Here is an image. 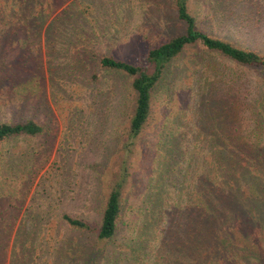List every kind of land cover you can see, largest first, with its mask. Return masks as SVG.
<instances>
[{
	"label": "rangeland",
	"instance_id": "obj_1",
	"mask_svg": "<svg viewBox=\"0 0 264 264\" xmlns=\"http://www.w3.org/2000/svg\"><path fill=\"white\" fill-rule=\"evenodd\" d=\"M187 4L201 31L264 56V0ZM184 32L172 0H0V124L43 128L0 144V264H186L177 222L201 197L191 184L209 182L206 137L226 113L232 134L263 132L264 147L254 114L264 71L187 44L154 86L150 116L126 153L131 78L100 64L145 66L155 42ZM124 164L116 233L99 242L94 231ZM162 206L165 226L151 217Z\"/></svg>",
	"mask_w": 264,
	"mask_h": 264
},
{
	"label": "trees",
	"instance_id": "obj_2",
	"mask_svg": "<svg viewBox=\"0 0 264 264\" xmlns=\"http://www.w3.org/2000/svg\"><path fill=\"white\" fill-rule=\"evenodd\" d=\"M188 0H172L176 18L185 27V32L171 38L155 42L147 51L145 66L124 62L114 57H103V68L120 71L131 78V90L134 94V107L129 119L128 141L124 148L129 153V146L141 133L150 116L152 91L162 77L166 66L181 52L187 44L201 43L208 50L228 58L233 62L264 71V56L242 50L232 44L211 37L197 26V19L189 9ZM221 104H224L221 103ZM226 104V103H225ZM228 113V111H226ZM250 114V113H249ZM255 127L264 131V102L259 110ZM244 117V116H243ZM220 128L206 137L208 144L209 170L205 178L209 181L201 188L194 182L190 190L195 189L200 198L185 204L178 220H184L181 243L188 247L186 264H264V147L261 146L262 133L232 134L233 117L225 113L221 116ZM217 123H214L216 126ZM213 126V127H214ZM222 127L225 129L222 130ZM220 130V131H219ZM219 133H218V132ZM43 128L33 121L22 124H0V144L20 136H37ZM227 165L228 168H227ZM199 164L195 168L198 171ZM222 174L223 182L213 178ZM128 166L124 164L119 180L114 183L106 198L100 225L94 231L99 242L109 241L115 236L117 220L121 211V194L127 183ZM158 204L151 203L152 207ZM161 204H163L161 202ZM168 207V205H166ZM151 217L159 225L164 215ZM63 220L72 228L92 232L88 223L81 219L63 215ZM177 225V224H176ZM244 236H243V235ZM259 259V260H258Z\"/></svg>",
	"mask_w": 264,
	"mask_h": 264
}]
</instances>
